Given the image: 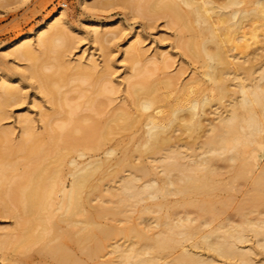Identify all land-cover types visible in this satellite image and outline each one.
I'll list each match as a JSON object with an SVG mask.
<instances>
[{"label": "bare ground", "instance_id": "1", "mask_svg": "<svg viewBox=\"0 0 264 264\" xmlns=\"http://www.w3.org/2000/svg\"><path fill=\"white\" fill-rule=\"evenodd\" d=\"M135 1L138 14L178 29L177 46L197 66L183 85L180 76L151 80L139 40H129L130 103L110 116L102 108L118 88L94 56L67 60L64 13L5 47L28 62L23 72L54 114L38 104L41 126L28 112L15 137L1 123L22 82L0 72V213L15 220L0 232L4 261L264 264V0ZM92 32L102 47L117 31ZM167 58L147 61L165 70ZM69 71L93 88L65 109Z\"/></svg>", "mask_w": 264, "mask_h": 264}, {"label": "rangeland", "instance_id": "2", "mask_svg": "<svg viewBox=\"0 0 264 264\" xmlns=\"http://www.w3.org/2000/svg\"><path fill=\"white\" fill-rule=\"evenodd\" d=\"M85 1L87 3L86 6L84 0H0V72L8 74L15 79V81L22 82L21 84L19 83V88L21 87V96L19 95L18 99L16 98V100L11 101V105H9V107H11L7 108V115L9 117L7 116V119L1 123L3 127L9 129L14 128V130H16L14 131L15 137L19 134V126L16 123L18 117L29 112L36 121H39L38 104L44 105V109L48 113H50V111L52 112V109L48 104V99L44 97L40 90L36 89V81L29 80V76L26 74L27 66H29L28 62H21L18 60L14 62L12 57L5 56L6 52L4 49L23 36L31 35V37L34 38L33 34L35 30L44 25L55 14H65V18L69 25L67 29L70 30H68L69 32L67 33L69 36H73L71 40L74 42V49L71 50L72 53L68 54L67 60H71L72 63H75L83 58V61H86L85 63H87V59L94 56L100 67H104L105 71L109 69L106 74L110 75L113 84L115 83L114 85L118 88V92L116 91V94L112 95V99H114L113 103H111L112 106L105 103L108 109L102 108V113H104L105 116H110V114L107 115L106 112L111 113L112 110L115 112L118 106L119 108L125 106L123 101L126 103L128 101V103H130V98H127V87L124 80L131 74V71L134 70L132 69L133 64L126 59L124 50L131 39H135L136 42L139 40L137 43L139 44V50L142 53V63L139 67L145 65L148 69L153 70L154 75H152L153 77H151V80H155L157 76L159 79H164L163 77L165 76H180L181 81H178V85H183L184 83H187L189 79L191 80L193 78L194 66L196 67L197 65L194 64V62L188 58V55L177 46L176 43L179 40V37L177 36H180L179 31H176L178 29L169 24L166 19L163 20L162 18L161 20L158 14L155 17V15H153L154 13L151 11L146 14V11L144 10L145 13L141 11V13L138 14L139 9L137 11L132 9L135 4L134 6H131L130 0ZM137 2L139 1L137 0ZM144 2L145 1H143V3L140 2L142 3L140 5L141 7L147 3ZM94 4L96 5V8ZM148 4L150 7V3ZM93 5L94 8H92ZM97 28L101 32L106 30L117 32L116 35L113 34L114 36L110 35L109 37L108 35L105 37L107 43L103 40L102 43H100L103 46L101 47L100 45L99 47V43L94 41L92 32ZM184 37L187 36L185 35ZM100 50H102V52ZM161 53L169 58H167V62L170 67L167 66L168 69L165 68L164 70L163 68L160 70L157 69L156 71L154 68L155 66L148 64L147 60ZM106 66L109 67L105 68ZM180 71H182V73ZM72 72L69 71L66 73V83L61 89L65 91V93L63 92L64 94L62 93L63 96L68 94L66 95L67 97L65 96L67 98V107L65 105V109H68L69 104H81L82 101H84L79 95L81 90H84L87 94H91L93 88L91 81L84 85H81L80 82L75 83L74 79L76 76L74 75L75 77H73L74 73L72 74ZM132 73L135 74V72ZM24 76H27L28 78H24ZM72 79L73 81H71ZM107 80H109V77ZM175 95L176 93L173 96ZM70 98L72 101L67 103ZM100 99L101 102L107 101L104 97H100ZM108 102L109 101H107V103ZM82 111L80 113H82ZM87 111L84 110L83 113L85 114L82 115L89 116L90 113ZM92 113V116L94 117L95 113ZM52 114H54V111ZM105 116L103 115L99 117L102 118V120H106ZM95 117L98 118V116ZM60 121L61 120H57V123ZM39 124L41 126V123L38 122V126ZM86 153L90 152L87 151ZM14 224L15 220L11 216H6L0 213V232L1 230L12 229ZM2 257V252L0 251V264H8L4 261L5 258ZM258 259H260V257ZM103 260H106V258L99 259V261ZM217 264H224V262H217Z\"/></svg>", "mask_w": 264, "mask_h": 264}]
</instances>
